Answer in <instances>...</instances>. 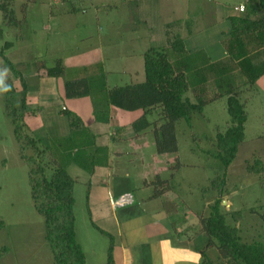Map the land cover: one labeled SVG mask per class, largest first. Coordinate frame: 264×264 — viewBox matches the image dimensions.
<instances>
[{
	"label": "rangeland",
	"instance_id": "obj_1",
	"mask_svg": "<svg viewBox=\"0 0 264 264\" xmlns=\"http://www.w3.org/2000/svg\"><path fill=\"white\" fill-rule=\"evenodd\" d=\"M10 1L21 21L18 25H8L0 9V28L3 29L0 47L7 40L11 42L6 54L34 89L39 79L32 73L36 72L35 65L39 59L46 58L48 65H53L56 58L63 57L71 64L69 58L74 53L93 51L97 45H102L105 54L109 51L117 53L116 56L123 57L125 63L130 62L128 53L136 56V62L140 58L143 63L144 51L165 44L166 25L179 16L195 18L201 15L204 18V32L196 31L194 34L204 33L207 44L211 42L207 51L210 57L215 56L223 52V41L230 36L231 20L228 16L238 13L235 6L247 0ZM227 25L229 30L225 31ZM219 35L220 39L217 38ZM87 54L91 56V53ZM87 62L89 65L86 66L91 69L85 71L91 76L107 73L104 66L108 63ZM5 69V85L21 88L19 77L0 55V72ZM83 71V67L71 65L63 78L81 76ZM98 77L101 78L100 75ZM129 78L120 77L117 82H131ZM104 80L108 84L117 83L111 77V80L94 79V84ZM4 95L5 92H0V220L4 221L0 228V264H57L46 238L44 217L34 205L30 165L20 155L14 125L4 110ZM238 96L246 104L245 138L227 169V184L232 191L225 196L221 208L223 211L241 209L243 219L238 226L243 239L264 241V171L250 172L246 167L248 161L257 159L264 164V76L254 86L238 89ZM28 101L31 108H38L36 98L30 96ZM159 110L148 115L149 119H159ZM61 112L57 106L43 108L39 115L27 116L26 129L33 135H39L42 144L49 145L52 152L68 157L72 146L78 142L73 138L68 140L73 136L70 117ZM102 114L107 115L105 111ZM114 125L111 126L112 131L120 127L119 124ZM230 125L227 96H220L208 102L203 113H196L191 124L186 120L177 124V152L160 153L157 150L154 124L139 137L126 136L110 141L112 151H123L121 155L114 153V164L121 165L119 169L123 176L129 173L135 179L137 187L133 192L138 194V202H141L139 196L146 198L145 204L150 209H158L161 217L169 216L168 221L174 226H187L185 230L196 237L197 244L204 245L207 239V235L199 231L198 214L208 215L209 203L216 196V191L211 188V179L225 172L220 160L209 150L215 147L217 133ZM90 137L82 146L78 145V155L84 165L70 159L68 164V170L75 178V227L88 264H107L111 241L115 246L119 243L118 229L114 221L102 218L98 211H91L87 192L96 177V182L101 180L98 173L93 175V171L100 166L106 152L104 147L100 150L101 147L89 143L93 141ZM27 152L34 150L29 147ZM156 192L160 193L159 198L149 203V196ZM253 207H256V212L251 211ZM226 218L234 224L231 215ZM3 247H7L5 252ZM217 253L216 248L209 249V255L215 259Z\"/></svg>",
	"mask_w": 264,
	"mask_h": 264
},
{
	"label": "trees",
	"instance_id": "obj_2",
	"mask_svg": "<svg viewBox=\"0 0 264 264\" xmlns=\"http://www.w3.org/2000/svg\"><path fill=\"white\" fill-rule=\"evenodd\" d=\"M0 9L8 25L19 24L21 19L11 7L10 0H0ZM228 18L231 20L230 36L223 41L226 54L218 59L213 60L205 49L191 51L187 48L186 37L197 30L192 26V17H185L167 23L165 44L149 47L144 52L143 81L109 87L106 80L94 84V79H104V76L67 78L64 95H90L95 104L94 113L99 118L102 111L100 107L104 103L124 110L143 109V114L133 122V129L140 133L154 124L157 150L160 153L179 150V122L186 120L191 124L194 115L203 113L208 102L227 96L231 125L217 133L215 147L209 150L220 160L225 172L211 179V188L216 191V196L209 203V214H198L199 231L206 234L207 239L204 245L198 244L196 248L201 252L202 264H264V241H248L242 237L238 226L243 219L242 210L223 211L221 208L225 196L232 191L227 184V169L245 138L246 104L239 98L238 89L254 86L264 75V0H247L243 11L238 10V13ZM182 20L190 22L186 35L173 28ZM2 38L3 29L0 28ZM10 45L11 42L5 41L0 47V55L19 77L22 86H9L10 90L5 92L3 98L4 110L14 125L20 155L30 165L31 194L35 208L44 217L46 238L57 264H88L86 253L77 238L75 178L68 170L69 159L83 164L78 155V145L82 146L87 141L83 134L86 127L79 115L67 107L61 108L70 117L69 125L74 137L71 135L68 140L72 141L73 138L78 142L72 146L69 158L55 154L49 145L42 144L39 135L28 132L27 116L36 114L37 109L29 105L30 84L17 64L6 54ZM35 66L40 77H61L67 69L63 57L56 58L53 65H48L46 58L39 59ZM157 109H160L159 119L150 120L148 115ZM29 147L34 152L28 153ZM246 167L250 172L264 171V164L258 159L248 161ZM89 194L90 189L87 192L88 199ZM255 208H251V211L256 212ZM227 215L232 216L234 224L227 221ZM3 226L4 221L0 220V228ZM210 248H216V259L209 255ZM2 249L5 252L7 247ZM114 249L112 240L107 264H116Z\"/></svg>",
	"mask_w": 264,
	"mask_h": 264
},
{
	"label": "crops",
	"instance_id": "obj_3",
	"mask_svg": "<svg viewBox=\"0 0 264 264\" xmlns=\"http://www.w3.org/2000/svg\"><path fill=\"white\" fill-rule=\"evenodd\" d=\"M242 4L245 5V2H240L236 6ZM185 17L186 16H179L176 17V20L185 19ZM203 19L201 15L192 18V26L197 31H203L205 27L202 22ZM220 19H222L221 15ZM186 20H182L181 23L178 22L173 28L186 35L190 24V22ZM142 21L146 22L145 19ZM199 22L201 23L199 24ZM228 30L229 27L227 25L225 31ZM203 32L186 37V44L189 50L194 51L202 48L205 49L207 53L209 52L207 50L211 42L207 44V41L203 37ZM220 37L221 35L217 38L220 39ZM214 45H216V43H213V46ZM87 53H91V56H87ZM116 54L117 53H113L112 51L105 54V49L102 45H97L93 47V51L89 50V52L77 53L76 55L74 53V55L69 58L71 59V64L69 60L66 61L65 58L63 59L67 68L71 65L76 68L83 67L84 74H81V76H91L90 72L85 71L91 69L86 66L89 65L87 61H101L108 63L104 66L107 73L105 75L95 73L96 77L100 75L104 76L105 79L108 78V80H111L112 77L116 82L120 77H130L129 79H131V82H122L123 84L120 82L108 84V82L107 85L109 87L140 82L145 79L144 58L143 63L140 61V58L139 61L136 62V56L128 53V56L131 57H129L130 62L125 63V59L121 56H116ZM225 54L226 50L224 49L223 52L211 56V58L215 60ZM32 76L39 79L37 84H35L38 86H35L33 89L32 86L34 85H31V90L28 93V97L31 96L36 98L39 104V109L36 108L38 109L36 115H39L43 108L48 109L57 106L60 108L61 112V106L67 107L72 112L79 115L83 121H87L84 123L86 129L83 130L85 140L91 135L93 138H90L93 141L89 143L93 142L95 146L101 147L100 150L105 148V158L102 160L100 166L93 171V175L98 173L101 180L100 182H96L98 179L96 177V181L92 182L89 199L91 200V211H95V213L98 211L102 218L104 217L114 221L118 229L117 236L119 238V243L114 249L116 264H202L201 252L196 248L198 245L195 243L196 237L185 230L187 226H174L172 222L168 221L169 216L167 218L161 217L158 209H150L145 204L146 198L139 196L141 202H138V194L133 192L137 187L135 179L132 178L129 173L123 176L119 169L121 165H117V163L114 164V153L121 155L123 151H112L109 147L110 141L113 139H121L126 136L130 138L141 136L142 132L137 133L133 129V122L143 114L144 110H124L117 106L104 103L100 107L102 111L100 115L101 118H99L94 113L95 104L90 95L78 97H66L64 95V83L67 78H63V76L40 77L37 71L33 72ZM263 76H261L257 82ZM58 78L63 79L60 80ZM104 111L107 115L102 114ZM61 113L64 114L63 112ZM114 124H119L120 127L112 131L111 126ZM155 183L157 184V182ZM146 184H148V180H146ZM123 193H131L134 197V201L123 206H118L115 201ZM159 194V192H156V194L149 196L148 202L150 203L158 199ZM199 238L200 236L198 239Z\"/></svg>",
	"mask_w": 264,
	"mask_h": 264
},
{
	"label": "built area",
	"instance_id": "obj_4",
	"mask_svg": "<svg viewBox=\"0 0 264 264\" xmlns=\"http://www.w3.org/2000/svg\"><path fill=\"white\" fill-rule=\"evenodd\" d=\"M245 8V5H238L235 6L236 10L243 11ZM134 201V197L131 193H123L121 194L115 201L116 205L123 206L129 203H132Z\"/></svg>",
	"mask_w": 264,
	"mask_h": 264
},
{
	"label": "clouds",
	"instance_id": "obj_5",
	"mask_svg": "<svg viewBox=\"0 0 264 264\" xmlns=\"http://www.w3.org/2000/svg\"><path fill=\"white\" fill-rule=\"evenodd\" d=\"M7 72V69L4 70V72H0V92H7L10 90L8 86L4 83V76Z\"/></svg>",
	"mask_w": 264,
	"mask_h": 264
}]
</instances>
